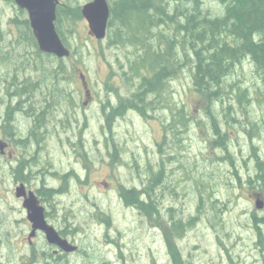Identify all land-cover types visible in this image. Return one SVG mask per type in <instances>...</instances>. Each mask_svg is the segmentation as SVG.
Returning <instances> with one entry per match:
<instances>
[{
	"label": "rangeland",
	"instance_id": "374dc122",
	"mask_svg": "<svg viewBox=\"0 0 264 264\" xmlns=\"http://www.w3.org/2000/svg\"><path fill=\"white\" fill-rule=\"evenodd\" d=\"M89 1L72 0L81 6ZM205 4L212 12H221L220 0H205ZM14 5L0 0V28H10L11 16L18 13ZM23 16L28 17V13ZM75 35L76 39L69 36L70 40L83 43L87 55L79 63L78 57L66 60L67 66L71 70L76 67L77 71L74 81L66 83L72 91L68 92L67 102L54 107V122L50 124L54 134L48 138V151L54 155L58 176L69 170L76 173L73 171L72 176L63 179L55 176V185H63L66 193L56 199L49 198L45 204L56 227L76 228L67 235L78 246L74 254L70 253L72 264H98L100 259H108L111 264H172L165 235L172 214L176 218L198 217L178 243L191 264H264V245L258 242L253 217L256 213L264 218V208L255 206V195L261 193L264 197V192L255 188L257 182H250L258 163L254 149L261 153L257 156L264 167V126L245 121L248 115L258 122L264 105L254 103L256 106L250 105L248 111L237 107L238 123L224 118L220 111L219 124L231 142L233 154L227 160L219 159L223 155H218L211 144L215 130L207 120L208 106L193 90L188 69L172 81L171 102L188 105L192 110L190 118L204 124L190 126L181 140L176 138L179 134L174 135L173 121H165L171 117L165 105L158 112L146 111L142 116L134 111L108 122L107 109L131 92L120 77L121 64L133 58L134 47L108 46L107 38L97 41L89 34L84 18L77 22ZM28 39L23 36L18 53L30 48ZM254 66L252 61H247L244 68L247 82L243 88L261 85ZM82 73L91 89V98L86 94ZM108 82L118 84L119 91L107 90ZM253 133L259 134V138H254L258 148H253L250 142L249 135L253 137ZM115 148L120 149L119 161L111 156ZM161 162L165 164L168 181L163 183L159 195L161 211L150 218L128 207L121 198V189L128 186L142 191L146 177L158 170ZM235 170L241 180L233 174ZM11 186L6 178L0 188V258L4 252L14 260L21 254L31 255V247L23 220L25 211ZM101 212L107 215L102 218ZM261 230L264 231V224ZM37 245L48 247L43 238ZM69 258L55 259L54 264H63Z\"/></svg>",
	"mask_w": 264,
	"mask_h": 264
},
{
	"label": "trees",
	"instance_id": "16d2710c",
	"mask_svg": "<svg viewBox=\"0 0 264 264\" xmlns=\"http://www.w3.org/2000/svg\"><path fill=\"white\" fill-rule=\"evenodd\" d=\"M8 1L15 4L14 0ZM108 1L111 2L108 46L110 44L114 47L133 46L134 51L133 58L130 57L126 63L121 64L120 77L131 92L124 100L107 109L106 120L108 122L117 120L133 110L143 116L146 111L158 112L157 109L165 105L171 111V117H166L165 121L166 123L173 121L174 135L179 134L176 138L181 140L184 132H189L190 126L195 123L204 124L202 120L194 121L190 118L192 110L187 107L188 105L181 106L174 101L171 102L169 89L172 91V81L188 69L193 90L208 106L207 120L212 130L213 128L215 130L211 144L218 155H223L219 159L231 158L233 155L230 152L231 142L219 124V114L222 110L226 118L229 109L230 120L237 121L238 110L247 111L242 103L247 109L253 103L248 90L243 89L247 82L244 73L247 61L255 64L254 72L259 74L264 86V0H220L222 5L220 13L212 12L206 7L205 0ZM14 6L18 13L17 19L12 22L21 27L23 36L31 34V38L36 40L31 32L28 17L23 16L26 15V10ZM81 7L79 4H73L72 0L60 3L56 20L60 36L71 48L70 57H78L77 63L83 62L82 58L86 57L87 51L83 43H72L69 36L76 37V24L83 19ZM42 54L38 50L37 55ZM70 57L65 59L55 57L54 63H50L51 67L43 72L47 77L44 86L54 87L56 92L72 93L67 89L66 83L74 81L77 70L76 67L71 70L67 66L66 60ZM109 83L107 90L119 91L116 88L118 84ZM234 83L238 86L234 87ZM248 87L250 86L244 88ZM254 91L259 95L258 90ZM103 106L105 107V104ZM255 147L257 148L253 146ZM114 150L111 156L119 161L120 149ZM256 150L254 149L253 155L256 156L255 161L258 163L250 182L253 180L257 182L255 188L264 192V167L259 160L260 156H257L261 153ZM165 172V164L161 162L159 169L151 171L146 177L142 191H138V187L123 186L121 198L128 207L136 208L145 216L152 218L161 211L159 195L161 188L164 189L163 183L168 181ZM233 174L241 180L237 170ZM67 175L70 176V173ZM65 191L64 187L55 185V188L42 193V198L45 201L49 198L56 199L66 193ZM170 211L174 209L170 208ZM100 214L102 218L103 215H107L105 212ZM253 217L258 242L264 245V231L261 230L264 218H259L256 213ZM197 219V216L188 219L176 218L173 214L169 219L170 226L165 230V235L172 264H191L185 259L178 243L196 224ZM74 230L76 228L70 230L63 228L61 232L67 236ZM55 257L59 260L62 256ZM98 261V264H111L108 259Z\"/></svg>",
	"mask_w": 264,
	"mask_h": 264
},
{
	"label": "flooded vegetation",
	"instance_id": "af4514ba",
	"mask_svg": "<svg viewBox=\"0 0 264 264\" xmlns=\"http://www.w3.org/2000/svg\"><path fill=\"white\" fill-rule=\"evenodd\" d=\"M14 19H17V14L15 17L11 16L8 30L0 28V188L4 186L7 178L12 184L11 187L14 188L15 196L17 188L23 186L27 195L34 192L41 204L45 206L46 201L42 198V193L55 188V176L63 179L68 176V173L70 176L74 174L73 171L76 173L75 170H69L58 176L59 171L55 169L53 161L54 155L48 151L50 140L48 138L53 137L54 134V130L50 127V124L54 122V107L67 102L68 92L60 93L61 91L56 92L54 87L44 86L47 77L43 75V72L50 68L49 64L54 62L55 57L61 58L41 51L37 40H33L31 34V36L27 35L30 48L18 53L21 48V46L18 48V44H22L23 34L20 26L12 22ZM12 28H15L16 32ZM31 32L33 34L32 29ZM13 34H16V37H13ZM38 50L43 53L41 56L37 55ZM84 78L87 87L85 75ZM260 84L259 87L264 88L261 79ZM85 90L87 96L91 98L90 87L88 86ZM249 96H252L251 92ZM226 115V119L230 120L229 109ZM245 116H247L245 117L247 123L251 125L263 123L264 126V108L259 114L258 122L250 119L248 115ZM256 146L258 148V141ZM16 198L21 203L22 210L25 211L23 220L27 225V242L31 247V255L29 252L25 255L21 254L19 257L21 261H18L19 258L16 257L13 260L9 254L3 252L4 258H0V264H23L30 260L29 264H54L55 256H62L59 260L69 258L72 255L71 252H66L49 243L42 230H36L35 235L29 238L33 228L28 219V210L24 206V196H16ZM45 214L48 222L55 226L49 218L47 208ZM56 228L63 237L68 238L61 232L63 228L58 226ZM40 238L44 239L47 248H44V245L41 247L37 245ZM73 260L69 258L64 262L72 264Z\"/></svg>",
	"mask_w": 264,
	"mask_h": 264
},
{
	"label": "water",
	"instance_id": "95a60500",
	"mask_svg": "<svg viewBox=\"0 0 264 264\" xmlns=\"http://www.w3.org/2000/svg\"><path fill=\"white\" fill-rule=\"evenodd\" d=\"M14 2L19 8L27 11L33 34L41 51L54 54L59 58H68L71 55V49L63 41L56 27L60 0H14ZM81 12L88 23L89 34L98 41L105 40L111 14L109 1L91 0L81 7ZM16 196H24V206L28 210V219L33 228L30 239L35 235L36 230H42L49 243L66 252L77 250L76 244L63 237L56 227L48 222L46 208L34 192L27 195L25 188L20 186L17 188ZM255 196L256 208L263 209V195L257 193Z\"/></svg>",
	"mask_w": 264,
	"mask_h": 264
},
{
	"label": "bare ground",
	"instance_id": "6f19581e",
	"mask_svg": "<svg viewBox=\"0 0 264 264\" xmlns=\"http://www.w3.org/2000/svg\"><path fill=\"white\" fill-rule=\"evenodd\" d=\"M111 3V2H110ZM17 22V21H16ZM159 38H161V37H159ZM248 56V55H247ZM248 58H250V57H248ZM54 63V62H53ZM52 63V64H53ZM255 86V88H252V87H248V88H243V89H247L248 90V93L249 92H251L252 93V96L251 97H249L250 99H252V104H251V107L254 105V103H256V105L258 104V105H260V106H262V105H264V88L263 87H257L256 85H254ZM254 89L255 90H258L260 93H259V95H257L256 94V92L254 91ZM254 93L256 94V98H254ZM223 94V93H222ZM233 96H229V98H232ZM243 105H244V103H242ZM256 105H254V106H256ZM250 107V106H249ZM247 111L249 110V108L247 109V108H245ZM157 110H159V109H157ZM251 111H253V110H251ZM132 112V111H131ZM133 112H134V110H133ZM130 113V112H129ZM128 114V113H127ZM126 114V115H127ZM121 118V117H120ZM120 118H118V119H120ZM117 119V120H118ZM116 120V121H117ZM235 122H239V120H237V121H235ZM255 126V125H254ZM256 126H258V124H256ZM253 134H255L253 137H251L250 135H249V137H250V142H251V144L253 145V146H256V140L254 139L255 137H258V133H253ZM217 144V143H216ZM215 144V145H216ZM65 229H68L66 226H65ZM70 230V229H69Z\"/></svg>",
	"mask_w": 264,
	"mask_h": 264
}]
</instances>
